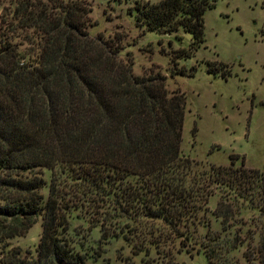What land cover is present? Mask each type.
I'll list each match as a JSON object with an SVG mask.
<instances>
[{
    "label": "trees",
    "instance_id": "obj_1",
    "mask_svg": "<svg viewBox=\"0 0 264 264\" xmlns=\"http://www.w3.org/2000/svg\"><path fill=\"white\" fill-rule=\"evenodd\" d=\"M213 2L134 3L135 26L174 33L176 41L177 29L189 36L185 46L169 51V74L185 73L176 60L189 57L202 44V14ZM84 25V8L62 0H12L11 9L0 14V191H7L0 203V234L21 235L39 212L41 219L34 256L20 257L11 250L5 261L85 264L83 255L59 234L64 218L54 187L48 184L43 203L35 193L43 183L31 170L52 172L61 166L94 188L115 184L125 211L159 219L179 242L189 237L186 223L204 211L212 189L219 191L213 215L222 232L239 210L237 197L258 213L257 244L247 246L245 260L264 264V173L242 163L234 167L230 160L189 176L192 161L179 155L182 95L168 94L158 72L134 75L129 59L115 61L116 51H106L108 46L96 50ZM19 41L29 50L34 47L25 59L18 52ZM205 64L207 72L227 74L221 62L213 63L216 69L208 66L211 61ZM137 230L134 225V235ZM208 233L205 264H211L220 239V234ZM236 238L229 250L236 247ZM139 251L147 253L131 245V254Z\"/></svg>",
    "mask_w": 264,
    "mask_h": 264
},
{
    "label": "rangeland",
    "instance_id": "obj_2",
    "mask_svg": "<svg viewBox=\"0 0 264 264\" xmlns=\"http://www.w3.org/2000/svg\"><path fill=\"white\" fill-rule=\"evenodd\" d=\"M62 1L84 8V31L96 50L103 52L108 46L106 51H116L112 56L115 61L129 59L134 75L158 72L164 76L168 94L177 91L182 95L179 155L192 161L189 176L206 171L210 165L226 166L230 160L234 167L242 163L264 173V0H214L202 14V44L189 57L176 60L184 74H169L168 54L185 46L188 34L177 29L180 39L176 41L174 33L144 30L134 24L136 1L159 0ZM11 7L12 0H0V14ZM27 47L19 41L18 52L24 59L34 52V47ZM205 61H211L208 66L212 69L217 68L215 61L225 64L227 74L221 77L207 72ZM31 171L43 183L35 190L41 196L40 203L47 196L48 184L54 187L64 218L59 234L83 255L85 264H205L203 250L210 242L205 232L220 234L211 264H256L254 259L245 260L247 246L257 244L256 209L236 197L239 210L222 232L218 217L213 215L219 191L212 186L204 211L186 223L189 237L179 242L159 219L125 211L115 184L94 188L61 166L52 172L43 167ZM20 173L29 176V172ZM129 180L133 183V178ZM6 192L0 191V203ZM40 221L39 212L23 234L10 238L0 234V264H8L5 257L11 250L20 257L34 256ZM134 225L140 229L136 235ZM234 236L237 245L229 250ZM131 245L147 253L131 254Z\"/></svg>",
    "mask_w": 264,
    "mask_h": 264
}]
</instances>
